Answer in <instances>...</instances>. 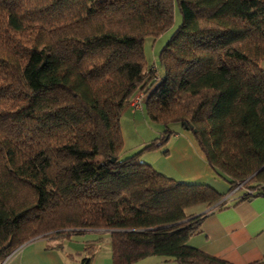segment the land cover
<instances>
[{"label":"trees","instance_id":"16d2710c","mask_svg":"<svg viewBox=\"0 0 264 264\" xmlns=\"http://www.w3.org/2000/svg\"><path fill=\"white\" fill-rule=\"evenodd\" d=\"M97 1L0 0V261L37 236L101 230L113 264H233L189 239L227 193L264 194V0ZM175 8L182 19L157 75L144 41L173 24ZM138 92L163 130L125 155L121 118ZM174 123L226 193L140 160ZM96 250L87 245L81 264Z\"/></svg>","mask_w":264,"mask_h":264},{"label":"crops","instance_id":"0c3cea01","mask_svg":"<svg viewBox=\"0 0 264 264\" xmlns=\"http://www.w3.org/2000/svg\"><path fill=\"white\" fill-rule=\"evenodd\" d=\"M138 112H141L143 122H149L146 120L148 118L144 101L136 111L128 106L123 116L128 114L137 127ZM162 130L163 128L159 130L160 134ZM175 131L165 144L168 153L161 151L155 157V161L159 160L156 169L169 176L206 182L217 190L221 189L218 187L222 186L219 175L209 165L193 134L183 127ZM242 194L243 190L235 189L225 197L228 198L227 206L201 210L207 212L202 220L201 231L190 237L189 244L233 264L264 261V194L239 200ZM99 237L102 239L98 240ZM105 240L107 245H102ZM89 244H97L96 253L89 264H113L109 233L98 230H88L70 238L34 237L16 248L10 254L7 264H81L86 254L85 248ZM143 260V264H174L157 255Z\"/></svg>","mask_w":264,"mask_h":264},{"label":"rangeland","instance_id":"374dc122","mask_svg":"<svg viewBox=\"0 0 264 264\" xmlns=\"http://www.w3.org/2000/svg\"><path fill=\"white\" fill-rule=\"evenodd\" d=\"M108 0H98L94 6L97 8L103 7ZM181 13L180 11L175 8V15H174V22L173 24L165 30L161 35L157 37H147L144 41V53H145V59L150 67L155 66L154 68L157 69V75L163 73V68L161 67L159 63V53L167 40L170 38L172 35L173 31L177 28V26L181 22ZM262 68H264V60L261 61ZM158 67V68H157ZM141 93H138L134 100L131 102L132 104L134 102H138V97L140 96ZM142 102L144 101V95L142 94ZM131 104V105H132ZM133 117V116H132ZM137 118L139 120L138 126H134V122H131L130 117L128 114H125V116H122L121 118V129H122V135L124 138V147H123V153H127V155L134 154L136 152H139L140 149H142L146 144L152 142L155 140V137L160 135V129L163 128L161 124H158L157 122L151 121L148 117L146 119L149 122H143L141 117V112L137 113ZM152 123V124H151ZM171 129L173 130H181V126L178 123H174L170 125ZM151 130V131H150ZM157 133V134H156ZM165 149V145L163 144V148H156L152 150H147L144 151L140 155V160L144 162H148L152 164L155 168L156 165L158 166V161H155V157L160 155ZM126 155V154H125ZM162 155V154H161ZM160 166V165H159ZM220 177V183H222V186L218 185L219 188L218 190H222V192H227L229 189V183L227 182L226 179H224L222 176ZM101 231V230H98ZM107 240L104 241L102 245H107ZM154 257V256H152ZM145 260L140 261L138 264H143Z\"/></svg>","mask_w":264,"mask_h":264},{"label":"built area","instance_id":"2783aa9c","mask_svg":"<svg viewBox=\"0 0 264 264\" xmlns=\"http://www.w3.org/2000/svg\"><path fill=\"white\" fill-rule=\"evenodd\" d=\"M138 93H141V92H138ZM138 93H136V94L133 96L131 102L134 100V98L136 97V95H137ZM142 94H143V93H142ZM142 94H140V96L138 97V101H139V103H138V102H134L133 104L130 103V107H131V109H132L133 111H136L137 109H140V108L142 107V98H141V97H142ZM131 104H132V105H131ZM9 256H10V255H8L5 259L1 260V261H0V264H7V261H8V259H9Z\"/></svg>","mask_w":264,"mask_h":264}]
</instances>
